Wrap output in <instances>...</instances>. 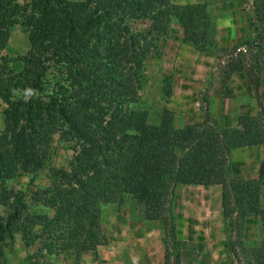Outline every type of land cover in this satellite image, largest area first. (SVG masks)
<instances>
[{"label":"trees","instance_id":"trees-1","mask_svg":"<svg viewBox=\"0 0 264 264\" xmlns=\"http://www.w3.org/2000/svg\"><path fill=\"white\" fill-rule=\"evenodd\" d=\"M17 7L16 0H0V264L15 236L25 248L37 246L28 256L33 264H40L38 258L95 252L105 245L99 208L86 180L109 182L139 200L142 219L162 223L179 264L171 201L180 179L220 186V214L229 229L224 247L231 257L222 264H264V207L259 241L254 247L242 244L244 215L260 206L264 174L236 179L230 172V150L264 145V109L256 93L264 71V0H251L246 26L252 37L243 44L245 53H235L223 71L224 78L242 72L254 91L257 112L245 128H220L209 116L205 96L202 121L177 129L150 124L147 111L135 108L154 36H165L171 20L180 27L177 41L199 52L212 47L213 23L205 4L28 0L24 27L35 40V54L8 58L2 51L16 24ZM129 11L147 21L143 31L129 29ZM15 61L21 63L17 71L10 67ZM50 68L56 69L53 84L45 78ZM28 88L35 94L25 100ZM55 135L75 137L79 147L67 169L48 168L49 186L34 190L30 200L52 214H36L28 209L24 192L7 183L18 165L44 167ZM163 245L166 260L168 245Z\"/></svg>","mask_w":264,"mask_h":264},{"label":"rangeland","instance_id":"rangeland-1","mask_svg":"<svg viewBox=\"0 0 264 264\" xmlns=\"http://www.w3.org/2000/svg\"><path fill=\"white\" fill-rule=\"evenodd\" d=\"M28 0H16V24L8 33L6 45L2 55L8 58L19 56L31 57L35 54V40L24 27L25 11ZM80 1V0H71ZM239 7L244 11V16L251 10V0H240ZM129 29L132 32H141L147 27V21L136 18L135 14L127 12ZM212 21V20H211ZM171 20L168 32L161 38L174 39V31H179ZM213 23V22H212ZM175 29V30H174ZM158 36V35H155ZM154 36V44L144 64L147 69V61L153 58L152 50H157ZM207 53L217 54L226 51L218 50L212 45ZM158 55V52H154ZM10 67L19 70L21 63L12 62ZM56 69L50 68L45 78L53 84L56 81ZM146 76V75H145ZM146 77L139 95L137 109L147 111L148 123L154 125L167 124L172 128L173 124L169 112L165 108L163 98L156 99L151 90L144 86ZM0 101V130L2 129V109ZM242 124L246 126V122ZM242 126V127H244ZM79 142L72 137L68 140L59 139L57 135L50 139L47 152V161L41 169L18 165L12 181L8 187L24 192V201L28 209L36 214L51 215L48 208L40 205H32L31 195L36 189L49 186L47 179L48 168L59 170L67 169L69 161L75 157ZM264 155V152L262 153ZM258 166H257V165ZM258 174H264V158L258 162H247L239 158L234 166V177L239 179L253 178ZM86 190L97 202L100 217L99 225L101 233L106 238V244L95 248V252H86L83 256L76 255L73 251H65L58 255L38 258L40 264H175L174 256L170 254L168 239L164 238V230L160 221H146L141 217L139 200L122 193L117 186L109 182H83ZM220 187L217 183H209L192 179H180L173 189L171 210L174 217L175 243L178 251L179 264H222L231 259L227 248L224 247L229 238V229L220 214ZM264 207V187L261 193L258 209L246 210L242 244L245 247H254L261 237L259 227V210ZM3 203L0 201V212ZM163 241L168 245L166 260H164ZM36 245L25 248L19 237L15 236L10 249L4 251V264H33L28 258L36 249ZM86 257V258H84Z\"/></svg>","mask_w":264,"mask_h":264},{"label":"crops","instance_id":"crops-1","mask_svg":"<svg viewBox=\"0 0 264 264\" xmlns=\"http://www.w3.org/2000/svg\"><path fill=\"white\" fill-rule=\"evenodd\" d=\"M169 1L179 7L187 4H205L208 16L213 22V45L216 49L226 52L219 56L199 52L191 44L175 39L179 31H174V39L155 36L158 55L152 50L153 58H149L146 63L144 86L152 91L154 98L165 99V108L172 118L170 122L174 129L202 121L203 96L208 100L209 116L220 128H245L242 122L247 123L257 112L254 91L242 72H232L227 78L223 77L226 63L235 53H239L236 49L244 47V42L252 37L246 26L247 14L244 16V11L239 7L240 0ZM174 26L180 30L176 22ZM233 48L235 50L231 52ZM256 93L264 109V71ZM263 152L264 145L230 150L231 176L235 178L234 166L239 158L255 163L264 158Z\"/></svg>","mask_w":264,"mask_h":264},{"label":"clouds","instance_id":"clouds-1","mask_svg":"<svg viewBox=\"0 0 264 264\" xmlns=\"http://www.w3.org/2000/svg\"><path fill=\"white\" fill-rule=\"evenodd\" d=\"M34 90L31 88L25 89L24 93H23V97L25 100L29 99L30 97H32L34 95Z\"/></svg>","mask_w":264,"mask_h":264},{"label":"built area","instance_id":"built-area-1","mask_svg":"<svg viewBox=\"0 0 264 264\" xmlns=\"http://www.w3.org/2000/svg\"><path fill=\"white\" fill-rule=\"evenodd\" d=\"M236 52L244 54L245 53V48L244 47L237 48Z\"/></svg>","mask_w":264,"mask_h":264}]
</instances>
